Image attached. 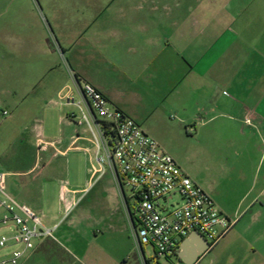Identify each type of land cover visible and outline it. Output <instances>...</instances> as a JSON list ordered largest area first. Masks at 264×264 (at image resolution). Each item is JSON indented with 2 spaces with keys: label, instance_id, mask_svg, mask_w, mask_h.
<instances>
[{
  "label": "crops",
  "instance_id": "crops-1",
  "mask_svg": "<svg viewBox=\"0 0 264 264\" xmlns=\"http://www.w3.org/2000/svg\"><path fill=\"white\" fill-rule=\"evenodd\" d=\"M259 12L224 15L223 19L214 15H36V36L28 34L23 22L20 32L4 30L5 49L22 60H35L28 63L37 69L35 77L24 80L21 92L15 91L23 100L12 103L27 114L42 109L44 115L56 109L59 125L75 131L66 136L64 130L61 136L49 139L45 127H40L32 134L41 151L65 155L76 149L72 140L79 129L68 118L71 107L56 101L66 86L77 93V79L103 92L179 166L164 144L177 131L183 130L189 137L195 133L202 154L213 164L207 170L213 173L208 179L197 176L194 181L236 223L214 245L205 237L206 242L196 237L184 251V239L181 252L168 258H176L177 264H204L208 256H212L209 264H264L261 7ZM247 116L251 124L244 123ZM223 131H232L235 138L226 143ZM226 144L228 153L222 149ZM37 168L33 166L27 173ZM116 192L120 195L119 189ZM69 196V200L74 198ZM60 211L59 216L43 214L47 223H57ZM144 262L149 264L145 258Z\"/></svg>",
  "mask_w": 264,
  "mask_h": 264
},
{
  "label": "rangeland",
  "instance_id": "rangeland-1",
  "mask_svg": "<svg viewBox=\"0 0 264 264\" xmlns=\"http://www.w3.org/2000/svg\"><path fill=\"white\" fill-rule=\"evenodd\" d=\"M260 7L264 11V0H0V172L7 174V190L40 213L58 216L65 209L60 203L63 185L78 191L74 195L77 202L55 232L56 240L47 239L39 247L37 242L35 251L22 264H145L144 258L149 264H177V259H158L152 245L138 248L126 204L122 194L116 192L112 175L108 172L96 181L89 179L90 163L82 149L89 146L86 141L77 143L81 149H71L65 155H55L52 150L44 152L35 145L32 133L40 127H45L49 139L61 136L64 130L66 136L75 131L59 125L56 109L45 111L44 115L42 109L27 114L19 104L12 103L23 100L17 89L24 88V80L35 77L37 69L28 63L34 64L35 60H22L5 49V27L20 32L23 22L28 34L36 36V15H214L223 19L224 15H259ZM2 110L9 115L3 116ZM69 110L77 112L74 108ZM174 135L164 144L165 149L174 153L193 181L197 176L208 179L213 171L207 167L213 164L202 154L195 133L189 137L180 130ZM233 135L232 131L221 133L226 143L235 138ZM226 146L222 149L228 153ZM33 166L37 170L27 173ZM125 193L130 195L128 190ZM6 233L0 230V236ZM211 259L208 256L204 264Z\"/></svg>",
  "mask_w": 264,
  "mask_h": 264
},
{
  "label": "built area",
  "instance_id": "built-area-1",
  "mask_svg": "<svg viewBox=\"0 0 264 264\" xmlns=\"http://www.w3.org/2000/svg\"><path fill=\"white\" fill-rule=\"evenodd\" d=\"M77 93L66 86L56 104L74 108L68 118L79 128L72 145L86 141L89 179L110 173L126 204L133 236L139 249L152 245L158 259L171 258L184 239L197 231L211 245L234 227L210 196L179 166L158 141L150 137L132 117L115 106L95 86L76 80ZM8 116L6 110L1 111ZM251 124V118H245ZM58 154V152H56ZM55 154V155H56ZM125 190L130 191L127 196ZM67 184L60 193L65 206L61 218L48 224L45 216L18 201L7 190V174L0 172V264H22L36 243L54 239L61 219L77 202L69 200ZM179 197V201L176 200Z\"/></svg>",
  "mask_w": 264,
  "mask_h": 264
},
{
  "label": "water",
  "instance_id": "water-1",
  "mask_svg": "<svg viewBox=\"0 0 264 264\" xmlns=\"http://www.w3.org/2000/svg\"><path fill=\"white\" fill-rule=\"evenodd\" d=\"M196 237H200V238H202V239L206 242V239L204 238L203 235H201V234L198 233L197 231H194V232H192V233H191V234H190V235L184 240V243H183V245L181 246V249L185 251L188 247L191 246L192 241H193ZM207 245H208V243H207ZM203 251H204V250H201L200 253H199V255H200L201 253H203ZM180 252H181V251L179 250L178 253H180ZM182 254H183V253H181L180 255H182ZM199 255H197V257H198Z\"/></svg>",
  "mask_w": 264,
  "mask_h": 264
}]
</instances>
